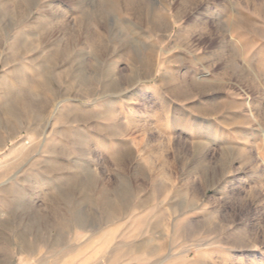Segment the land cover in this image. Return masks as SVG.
<instances>
[{
	"label": "rangeland",
	"instance_id": "1",
	"mask_svg": "<svg viewBox=\"0 0 264 264\" xmlns=\"http://www.w3.org/2000/svg\"><path fill=\"white\" fill-rule=\"evenodd\" d=\"M0 264H264V0H0Z\"/></svg>",
	"mask_w": 264,
	"mask_h": 264
},
{
	"label": "bare ground",
	"instance_id": "2",
	"mask_svg": "<svg viewBox=\"0 0 264 264\" xmlns=\"http://www.w3.org/2000/svg\"><path fill=\"white\" fill-rule=\"evenodd\" d=\"M15 101H17V103L23 104L24 106H29V104H30L29 101L27 99H25V98H18L17 97Z\"/></svg>",
	"mask_w": 264,
	"mask_h": 264
}]
</instances>
